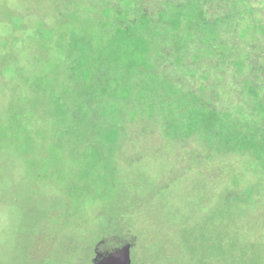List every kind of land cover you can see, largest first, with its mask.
I'll return each mask as SVG.
<instances>
[{
    "label": "rangeland",
    "instance_id": "1",
    "mask_svg": "<svg viewBox=\"0 0 264 264\" xmlns=\"http://www.w3.org/2000/svg\"><path fill=\"white\" fill-rule=\"evenodd\" d=\"M117 1L0 0V264H48L60 236L95 241L116 216L139 240L132 264H246L264 235V157L173 141L135 95L108 142L83 105L113 113L96 79Z\"/></svg>",
    "mask_w": 264,
    "mask_h": 264
},
{
    "label": "trees",
    "instance_id": "2",
    "mask_svg": "<svg viewBox=\"0 0 264 264\" xmlns=\"http://www.w3.org/2000/svg\"><path fill=\"white\" fill-rule=\"evenodd\" d=\"M132 1L109 7L115 30L105 41L108 52L99 58L103 69H97L96 93L113 113L98 116L94 98L83 101L93 110V121L104 119L105 141L122 138L120 124L108 121L115 115L123 119L135 95L146 107L144 117L167 126L163 133L171 140L188 144L200 136L233 154L262 159L264 47L257 44L264 41V0H142L131 8ZM116 53L117 82L109 70ZM55 214L51 210L44 218L53 221ZM110 222L95 241L76 233L60 236L48 264H94L100 241V248L109 249L102 252L124 243L134 249L139 240L131 225L117 216ZM258 231L262 234L264 225ZM263 245L264 235L249 238L246 264H264ZM28 257L44 264L42 258ZM147 259L142 252L138 263L149 264Z\"/></svg>",
    "mask_w": 264,
    "mask_h": 264
},
{
    "label": "water",
    "instance_id": "3",
    "mask_svg": "<svg viewBox=\"0 0 264 264\" xmlns=\"http://www.w3.org/2000/svg\"><path fill=\"white\" fill-rule=\"evenodd\" d=\"M103 243L100 241L95 248L94 264H132L131 243H124L110 251L98 252L97 249Z\"/></svg>",
    "mask_w": 264,
    "mask_h": 264
},
{
    "label": "flooded vegetation",
    "instance_id": "4",
    "mask_svg": "<svg viewBox=\"0 0 264 264\" xmlns=\"http://www.w3.org/2000/svg\"><path fill=\"white\" fill-rule=\"evenodd\" d=\"M118 247H119V246H118ZM101 249H102V248H100V249L98 248L97 251H99V253H100V250H101Z\"/></svg>",
    "mask_w": 264,
    "mask_h": 264
}]
</instances>
